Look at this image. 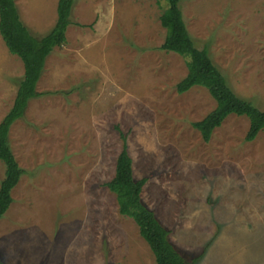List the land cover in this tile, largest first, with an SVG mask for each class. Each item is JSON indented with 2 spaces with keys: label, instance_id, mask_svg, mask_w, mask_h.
I'll return each instance as SVG.
<instances>
[{
  "label": "rangeland",
  "instance_id": "rangeland-1",
  "mask_svg": "<svg viewBox=\"0 0 264 264\" xmlns=\"http://www.w3.org/2000/svg\"><path fill=\"white\" fill-rule=\"evenodd\" d=\"M35 37L54 26L58 0H14ZM195 47L229 87L264 111V0H180ZM155 0H73L66 42L46 57L8 141L26 170L0 219L5 264H155L104 183L126 135L141 198L185 264H264V128L229 114L208 141L191 123L215 105L201 86L183 93L185 59L160 49ZM0 35V122L23 79ZM5 166L0 161V181Z\"/></svg>",
  "mask_w": 264,
  "mask_h": 264
},
{
  "label": "trees",
  "instance_id": "trees-1",
  "mask_svg": "<svg viewBox=\"0 0 264 264\" xmlns=\"http://www.w3.org/2000/svg\"><path fill=\"white\" fill-rule=\"evenodd\" d=\"M155 1L165 3L159 16L160 23L166 30L160 49L179 54L185 59L187 67L186 75L175 86L176 91L183 93L194 86H201L216 102L211 111L200 120L193 121L191 125L200 132L204 141H208L213 129L220 126L229 114L244 115L249 119L244 139L252 141L264 128V111L240 98L229 87L208 51L195 47L185 25L180 0ZM72 5L73 0H58L54 26L42 37H35L20 20L15 1L0 0V35L8 51L17 55L24 66L23 79L19 82L12 106L0 122V161L5 166L4 176L0 181V219L13 201L11 190L26 173L18 164L10 147V126L24 115L28 101L41 95L36 90V84L42 74L46 57L54 47H60L66 42ZM116 128L122 140V149L116 158L114 175L104 185L115 194L119 213L132 218L136 223L139 234L148 243L154 255L155 264H185L182 255L168 240L170 231L143 202L141 192L147 177L134 179L126 135L119 126L116 125ZM0 264L5 263L0 260Z\"/></svg>",
  "mask_w": 264,
  "mask_h": 264
}]
</instances>
